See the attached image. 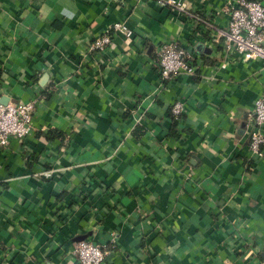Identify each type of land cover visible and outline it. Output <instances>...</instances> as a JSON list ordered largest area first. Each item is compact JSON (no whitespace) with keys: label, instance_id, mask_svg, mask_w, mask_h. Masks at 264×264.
I'll return each instance as SVG.
<instances>
[{"label":"crops","instance_id":"0c3cea01","mask_svg":"<svg viewBox=\"0 0 264 264\" xmlns=\"http://www.w3.org/2000/svg\"><path fill=\"white\" fill-rule=\"evenodd\" d=\"M179 1L210 26L156 0H0V101H35L0 147V264H75L78 240L112 243L100 264L264 262V156L248 147L264 62L224 50L235 0ZM166 40L193 75L161 80Z\"/></svg>","mask_w":264,"mask_h":264},{"label":"built area","instance_id":"2783aa9c","mask_svg":"<svg viewBox=\"0 0 264 264\" xmlns=\"http://www.w3.org/2000/svg\"><path fill=\"white\" fill-rule=\"evenodd\" d=\"M159 4L169 5L179 12L205 26L210 24L202 20L197 13L187 9L179 0H156ZM227 25L221 31L223 47L227 52L233 50L246 58H258L264 62V4L259 0L227 1L224 7ZM114 33L128 37L131 31L124 23L116 21L111 25ZM109 31L94 39L88 46L90 51L100 52L109 43ZM157 67L161 80H169L174 75L195 73L192 52L177 44L174 40L162 42L156 52ZM34 100L20 103L0 101V147L7 146L10 138L22 139L31 129V116ZM183 111L182 102L175 100L169 107V117L178 121ZM248 124V147L258 156H264V93L253 101ZM112 243L100 244L88 240L74 243L72 254L75 264H100L110 253ZM264 264V262H262Z\"/></svg>","mask_w":264,"mask_h":264},{"label":"trees","instance_id":"16d2710c","mask_svg":"<svg viewBox=\"0 0 264 264\" xmlns=\"http://www.w3.org/2000/svg\"><path fill=\"white\" fill-rule=\"evenodd\" d=\"M176 121L172 120V123H175Z\"/></svg>","mask_w":264,"mask_h":264}]
</instances>
